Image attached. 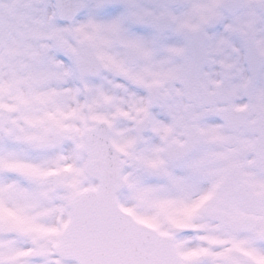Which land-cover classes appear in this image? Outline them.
I'll list each match as a JSON object with an SVG mask.
<instances>
[{"label":"snow or ice","instance_id":"obj_1","mask_svg":"<svg viewBox=\"0 0 264 264\" xmlns=\"http://www.w3.org/2000/svg\"><path fill=\"white\" fill-rule=\"evenodd\" d=\"M0 264H264V0H0Z\"/></svg>","mask_w":264,"mask_h":264}]
</instances>
